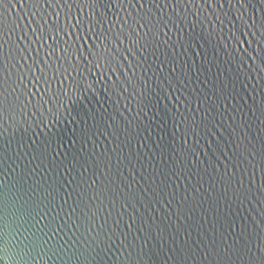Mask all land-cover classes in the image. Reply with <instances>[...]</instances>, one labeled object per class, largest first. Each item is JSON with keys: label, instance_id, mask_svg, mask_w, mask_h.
<instances>
[{"label": "water", "instance_id": "water-1", "mask_svg": "<svg viewBox=\"0 0 264 264\" xmlns=\"http://www.w3.org/2000/svg\"><path fill=\"white\" fill-rule=\"evenodd\" d=\"M0 264H264V0H0Z\"/></svg>", "mask_w": 264, "mask_h": 264}]
</instances>
